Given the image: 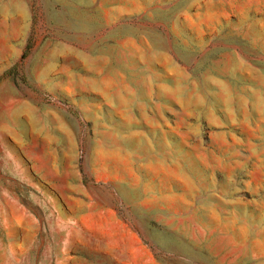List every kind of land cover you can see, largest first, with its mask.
Returning <instances> with one entry per match:
<instances>
[{"label": "rangeland", "instance_id": "374dc122", "mask_svg": "<svg viewBox=\"0 0 264 264\" xmlns=\"http://www.w3.org/2000/svg\"><path fill=\"white\" fill-rule=\"evenodd\" d=\"M0 264H264V0H0Z\"/></svg>", "mask_w": 264, "mask_h": 264}]
</instances>
